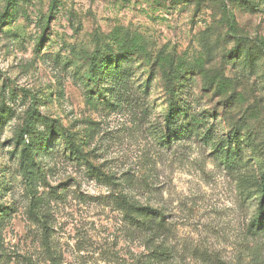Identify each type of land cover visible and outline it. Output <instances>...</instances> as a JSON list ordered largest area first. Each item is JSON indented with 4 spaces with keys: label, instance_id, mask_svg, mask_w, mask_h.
Listing matches in <instances>:
<instances>
[{
    "label": "rangeland",
    "instance_id": "374dc122",
    "mask_svg": "<svg viewBox=\"0 0 264 264\" xmlns=\"http://www.w3.org/2000/svg\"><path fill=\"white\" fill-rule=\"evenodd\" d=\"M0 264H264V0H0Z\"/></svg>",
    "mask_w": 264,
    "mask_h": 264
},
{
    "label": "trees",
    "instance_id": "16d2710c",
    "mask_svg": "<svg viewBox=\"0 0 264 264\" xmlns=\"http://www.w3.org/2000/svg\"><path fill=\"white\" fill-rule=\"evenodd\" d=\"M229 29H230V24H229ZM237 37V39H243V40H247L246 38H244V37H239V36H236ZM174 115L172 114V109H169L168 110V114H167V116H166V119H165V124L167 125V126H170L171 125V123H172V121H173V117Z\"/></svg>",
    "mask_w": 264,
    "mask_h": 264
}]
</instances>
